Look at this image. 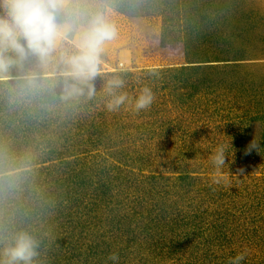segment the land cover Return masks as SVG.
<instances>
[{"label": "rangeland", "instance_id": "374dc122", "mask_svg": "<svg viewBox=\"0 0 264 264\" xmlns=\"http://www.w3.org/2000/svg\"><path fill=\"white\" fill-rule=\"evenodd\" d=\"M111 7L118 36L91 100H62L43 74L34 89L16 87L15 70L0 82V100L23 101L30 120L42 123L34 130L44 129L13 153L6 174L22 172L47 199L69 192L79 200L73 211L109 244L104 264L119 247L128 260L116 264H230L240 254L239 264H264V0H111ZM114 77L129 101L109 111L105 89ZM145 87L154 101L136 112ZM253 140L258 151L245 155ZM220 146L230 174L212 163ZM152 175L170 180L153 185ZM182 175L191 179L175 180ZM68 177L82 182L77 193ZM161 209L170 219L153 225L160 241L170 231L188 244L153 263L144 229L149 212Z\"/></svg>", "mask_w": 264, "mask_h": 264}, {"label": "clouds", "instance_id": "9594fccd", "mask_svg": "<svg viewBox=\"0 0 264 264\" xmlns=\"http://www.w3.org/2000/svg\"><path fill=\"white\" fill-rule=\"evenodd\" d=\"M112 15L111 0H0V82L12 79L15 70L16 87L34 89L43 74L55 81L62 100H91L106 47L118 36ZM123 87L124 81L118 77L107 82L109 111H118L129 101L127 93L117 94ZM154 98L151 89L143 88L134 110L149 109ZM253 149L258 151L255 140L245 155ZM226 158L225 148L220 146L211 158L218 174L225 165L228 171ZM243 173L244 169H237V175ZM39 247L40 242L24 230L9 237L0 235V264H36ZM109 259L116 264L119 256L112 253ZM243 259L242 254L237 255L230 264Z\"/></svg>", "mask_w": 264, "mask_h": 264}, {"label": "trees", "instance_id": "16d2710c", "mask_svg": "<svg viewBox=\"0 0 264 264\" xmlns=\"http://www.w3.org/2000/svg\"><path fill=\"white\" fill-rule=\"evenodd\" d=\"M29 111V108L23 109V101L14 105L6 99L0 100V112H3L0 115V235L9 237L19 230L32 234L40 242L39 255L35 258L36 264H77L80 259L84 264H104L103 257L108 254L105 252V247L109 244L105 242L104 236L92 235L91 230H87L89 227L88 217L83 218L82 213L77 210L73 211L79 200H71L69 192L65 194L63 201L54 200L53 197L47 199V196L44 195L46 191L38 192L34 188L37 182L29 184V182L19 179L22 172L13 175L6 174L9 171L7 167L9 163H15L13 156L16 154L13 153L20 150L21 144L29 142L33 133H40L44 130L43 128L34 130L42 123L38 124L30 120ZM16 176L17 179H14ZM80 178L81 176H78V179ZM149 179L153 185H156L158 180H170L153 175ZM187 179H191V177L182 175L175 180L183 182ZM67 181H71L74 185L73 192L75 187L82 184L80 181H73L71 177H68ZM75 193L77 192L75 191ZM103 193L105 194L104 191ZM108 203L110 201L105 198L106 210L114 211V207H110ZM190 214L193 218L195 213ZM70 215L71 218L68 219ZM152 216L153 218H150ZM99 218L98 216L97 219ZM146 218L149 220L146 221L144 229L145 236L149 239L146 249L150 251L149 258H152V262L157 258L159 260L170 257L176 251H182L183 247L187 246L188 242L185 244L183 241H179V238L176 239L170 231H167L168 233L163 239L166 240V243L160 241L158 233L162 230L156 228L161 222L165 223L166 219H170L164 209L156 214L154 210H151ZM99 220L102 222L101 219ZM104 220L109 223L106 217ZM153 225H156L155 229ZM166 226H169V223ZM158 227L162 228V226ZM99 239L102 241L99 242ZM103 243L105 245H102ZM118 251L119 257L128 260L123 247H119ZM89 258L90 261H88ZM179 260L177 257V261ZM138 262L142 264V259H139ZM78 264L82 263L78 262ZM118 264H123V262H118Z\"/></svg>", "mask_w": 264, "mask_h": 264}]
</instances>
